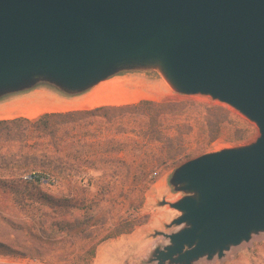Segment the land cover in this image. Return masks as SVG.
I'll list each match as a JSON object with an SVG mask.
<instances>
[{
	"label": "water",
	"instance_id": "1",
	"mask_svg": "<svg viewBox=\"0 0 264 264\" xmlns=\"http://www.w3.org/2000/svg\"><path fill=\"white\" fill-rule=\"evenodd\" d=\"M157 66L180 94L208 95L253 122L248 145L174 168L183 195L154 264H193L264 231V0H0V95L46 81L83 92Z\"/></svg>",
	"mask_w": 264,
	"mask_h": 264
},
{
	"label": "trees",
	"instance_id": "2",
	"mask_svg": "<svg viewBox=\"0 0 264 264\" xmlns=\"http://www.w3.org/2000/svg\"><path fill=\"white\" fill-rule=\"evenodd\" d=\"M254 131L229 107L195 99L0 119V225L9 228L0 254L89 264L102 242L130 233L132 212L166 170ZM33 173L55 189L23 178ZM15 208L28 218L8 216Z\"/></svg>",
	"mask_w": 264,
	"mask_h": 264
},
{
	"label": "rangeland",
	"instance_id": "3",
	"mask_svg": "<svg viewBox=\"0 0 264 264\" xmlns=\"http://www.w3.org/2000/svg\"><path fill=\"white\" fill-rule=\"evenodd\" d=\"M114 76L129 79L133 86L132 89H139L148 94L142 99H148L156 102L165 99H195L210 103L225 105L230 109L239 113L232 106L213 99L208 95L193 94L185 95L177 93L170 85L167 79L157 66L137 67L131 69L119 70ZM113 77V76H112ZM90 90V89H87ZM87 90L69 94L57 88L53 84L46 81H39L33 87L7 92L0 95V119H9L15 117H24L19 111L8 112L15 103L23 99H44L47 104L64 103L77 100L84 95ZM20 99V100H19ZM141 98L135 102L142 100ZM19 100V101H18ZM131 102V103H135ZM129 104V103H123ZM111 104V105H123ZM105 105V104H104ZM11 107V108H9ZM88 109V108H85ZM73 110V109H70ZM68 111V110H67ZM57 112V111H47ZM45 113V112H43ZM41 113V114H43ZM9 114V118L7 116ZM39 114V115H41ZM38 115V116H39ZM37 116V117H38ZM36 118V117H35ZM245 118V117H244ZM254 124V123H253ZM245 140L237 142H226L217 140L212 142L203 154L215 152L224 148H235L248 145L256 140L259 136L258 128ZM202 155V154H201ZM174 169L166 170L163 175L149 187L145 192V200L141 208L137 212H132L135 226L130 233H125L112 239L102 242L96 250V256L89 264H154L149 259L156 247H162L167 243L168 239L159 232L169 233L176 229V226H168L171 220L177 217L180 212L170 207L169 203H173L180 199L185 193L178 190L171 182V175ZM92 176H96V172H90ZM43 188L53 191L54 186H50L47 181L40 184ZM125 209V207H124ZM129 212H126L128 215ZM14 220L28 218L23 210L13 209V212L7 214ZM7 226L0 225V237L7 238ZM0 264H65L63 262H46L37 257H15L0 254ZM193 264H264V231L253 233L248 241H244L239 245H235L226 250L222 257L214 255L208 259L202 257L193 262Z\"/></svg>",
	"mask_w": 264,
	"mask_h": 264
},
{
	"label": "bare ground",
	"instance_id": "4",
	"mask_svg": "<svg viewBox=\"0 0 264 264\" xmlns=\"http://www.w3.org/2000/svg\"><path fill=\"white\" fill-rule=\"evenodd\" d=\"M168 85H171L167 80ZM133 83L129 79L119 76H113L104 79L95 84L82 98L64 102L47 104L44 99H23L11 106L7 113L19 111L20 114L27 118H35L39 114L47 111H67L70 109H85L96 107L104 104H123L135 102L142 97L148 96L147 93L132 89ZM147 98V97H145ZM1 111V110H0ZM9 118V114L5 118ZM1 118V117H0Z\"/></svg>",
	"mask_w": 264,
	"mask_h": 264
},
{
	"label": "built area",
	"instance_id": "5",
	"mask_svg": "<svg viewBox=\"0 0 264 264\" xmlns=\"http://www.w3.org/2000/svg\"><path fill=\"white\" fill-rule=\"evenodd\" d=\"M25 180H27V181H37V182H39V183H42V182H44V181H47L46 180V178L45 177H43V176H40V175H38V174H36V173H33V174H26V175H24V177H23Z\"/></svg>",
	"mask_w": 264,
	"mask_h": 264
},
{
	"label": "crops",
	"instance_id": "6",
	"mask_svg": "<svg viewBox=\"0 0 264 264\" xmlns=\"http://www.w3.org/2000/svg\"><path fill=\"white\" fill-rule=\"evenodd\" d=\"M90 89H91V88H90ZM88 91H89V90H87V92H88ZM87 92H85L84 95H85ZM84 95H82V97H83ZM82 97H80V98H82ZM80 98H79V99H80ZM91 108H92V107H91ZM88 109H90V108H88ZM116 237H117V236H116ZM111 239H112V238H111ZM98 247H99V246H98Z\"/></svg>",
	"mask_w": 264,
	"mask_h": 264
}]
</instances>
